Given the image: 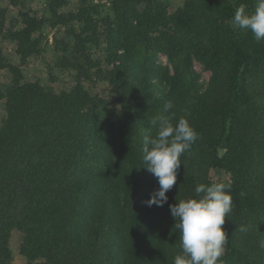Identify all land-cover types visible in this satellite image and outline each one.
<instances>
[{
	"label": "trees",
	"instance_id": "trees-1",
	"mask_svg": "<svg viewBox=\"0 0 264 264\" xmlns=\"http://www.w3.org/2000/svg\"><path fill=\"white\" fill-rule=\"evenodd\" d=\"M41 1L11 26L0 9L11 45L0 46V264H14V233L24 264H174L170 205L214 180L233 196L218 264H264V41L232 26L256 0ZM46 28L63 52L55 60ZM168 100L198 139L167 203L149 207L159 183L143 167V138Z\"/></svg>",
	"mask_w": 264,
	"mask_h": 264
},
{
	"label": "clouds",
	"instance_id": "clouds-1",
	"mask_svg": "<svg viewBox=\"0 0 264 264\" xmlns=\"http://www.w3.org/2000/svg\"><path fill=\"white\" fill-rule=\"evenodd\" d=\"M232 26L250 31L256 42L264 41V0H256L253 10L239 5ZM171 100L164 103L162 113L151 123L157 126L155 135H145L142 146L143 167L158 180L159 187L145 203L162 207L167 193L177 181L182 155L198 139V133L185 117L176 118ZM232 185L227 180L200 183L194 195L170 205L179 232L181 251L174 264H218L223 256L228 235L223 225L233 208ZM241 231H244L241 228Z\"/></svg>",
	"mask_w": 264,
	"mask_h": 264
},
{
	"label": "rangeland",
	"instance_id": "rangeland-1",
	"mask_svg": "<svg viewBox=\"0 0 264 264\" xmlns=\"http://www.w3.org/2000/svg\"><path fill=\"white\" fill-rule=\"evenodd\" d=\"M159 1L175 2V1H179V0H159ZM73 6H74V0H71V2L66 7V9H70ZM1 8L6 10L5 11L6 12L5 18H6V23L8 24V26H11V23L16 21V19L20 15L21 11L29 10L30 15L33 14V11L34 12L44 11V5H43V2L41 0H22L18 4L17 3H9L8 1H5V2H0V9ZM53 34H54V31L52 33L49 28H46L43 31V36H45L46 38H45V40H42L41 45L46 47V49L48 51L47 55H52L54 60H55L58 56H61L63 54V52L60 49H58V47H56V45L54 43V35ZM52 43H53V45H52ZM0 46H2L4 48L11 47V45L8 44V42L6 40H4L2 37H0ZM44 59L45 58H43V56H42L38 60H36V62H34L33 66H35L34 67L35 71L46 70L47 66L44 62ZM159 61L166 64L167 63L166 56L161 54L159 56ZM53 65H54V63H53ZM195 69L200 74V79H199L200 84L206 85V83L209 79V76H210V72L208 70L204 69L203 65L197 61H195ZM55 72H57V71H55ZM59 76L63 82H66L67 80H71V78H72V74H71L70 70H68V69H65V71L63 73L59 72ZM7 83H8V77H7L6 73L3 72L0 74V84L4 86ZM93 87L95 90L101 92V90L104 89V83L100 80H95L93 82ZM1 118H2V112L0 110V121H1ZM20 242H21V236L17 233H14L11 237V248H12V252H13L14 264H24L25 263V259L19 251Z\"/></svg>",
	"mask_w": 264,
	"mask_h": 264
}]
</instances>
